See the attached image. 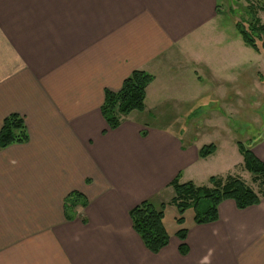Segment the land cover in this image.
<instances>
[{"label":"crops","instance_id":"crops-1","mask_svg":"<svg viewBox=\"0 0 264 264\" xmlns=\"http://www.w3.org/2000/svg\"><path fill=\"white\" fill-rule=\"evenodd\" d=\"M220 6L218 0H0V127L17 113L28 132L26 142L0 148V264H264L261 191L259 203L242 209L223 200L215 221L197 224L191 216L184 254L175 234L180 226L174 220L178 228L169 230L165 223L175 177L210 185V176L229 175L214 171L218 144L199 157L202 145L183 138L188 125L174 129L194 121L185 118L204 85L235 84L236 76L225 80L220 73L235 67L238 74L246 64L230 56L235 42L217 23ZM134 69L153 75L144 107L109 129L100 113L104 90H119ZM144 113L171 124L149 125ZM253 152L264 163V143ZM222 165L229 170L234 163ZM72 191L87 204L67 220L63 200ZM143 200L165 204L169 241L155 253L129 215Z\"/></svg>","mask_w":264,"mask_h":264},{"label":"trees","instance_id":"trees-1","mask_svg":"<svg viewBox=\"0 0 264 264\" xmlns=\"http://www.w3.org/2000/svg\"><path fill=\"white\" fill-rule=\"evenodd\" d=\"M247 10L251 15L248 28L243 24L235 23V28L240 34L245 45L259 52L256 40H261L264 47V24L257 15L258 11L264 13V0H245ZM153 80V75L134 69L122 81L117 91L104 90L103 101L100 105V113L109 129H115L120 124L122 115L129 114L133 110H142L144 107L146 86ZM28 139V132L21 115L10 113L0 127V148L11 144L24 143ZM237 149L242 156L244 168L252 175V180L257 182L264 193V163L256 156L251 147L242 141H236ZM213 143L204 144L198 150L199 157H206L215 150ZM210 185H195L192 181L180 182L175 177L170 186L173 190L171 202L174 204L177 215L174 220L180 226L175 234L180 240L179 251L186 253L185 237L186 227L185 212H192L195 223H207L215 221L218 217L217 207L225 199H232L237 208L242 209L259 203L260 196L252 190L240 177L231 174L222 177L210 176ZM87 199L81 193L72 191L63 200L64 216L72 220L76 216L77 206H86ZM165 204L154 205L149 200H143L129 211L132 227L139 235L144 246L151 252H158L167 245L169 235L164 224Z\"/></svg>","mask_w":264,"mask_h":264},{"label":"rangeland","instance_id":"rangeland-1","mask_svg":"<svg viewBox=\"0 0 264 264\" xmlns=\"http://www.w3.org/2000/svg\"><path fill=\"white\" fill-rule=\"evenodd\" d=\"M218 2L221 5L219 8L220 10L222 9V14L217 23L225 27L224 33L226 36L230 35V38L227 37L226 39L235 42L230 43L228 49L229 52L231 51L230 56L235 53L236 59L242 63L246 61V64L243 63L241 65L242 70L238 74L235 72V67L230 70L226 68L220 73L219 77L225 78V80L233 79L236 76L237 81H235V84L223 81L219 85L215 81L204 85L202 100L198 101L197 105L194 106L195 112L193 115L185 118L194 119V121L174 123L176 125L174 129L177 127V130H180L184 125H188V131L190 130L191 132H188L186 138L183 137L184 139L195 138L193 141L197 145L218 144L221 157L214 165V171L218 172V174L229 173L233 174V176H238L243 181L245 180L252 190L257 192L261 187L251 179L252 174L244 168L236 141L244 142L252 150L260 151L263 148L264 47L261 46V40L257 39L256 44L259 52H255L251 47L243 43L237 33L235 23L238 22L248 28V23L251 19L245 0H218ZM257 15L264 24V13L258 11ZM214 33L218 35L216 32ZM248 61L250 63L247 64ZM243 71L246 72L244 73ZM230 82L233 81L231 80ZM139 115L147 116L146 113ZM146 120H148L147 124L149 125L168 126L171 124L148 116ZM233 153H235V156ZM225 159H229V161L234 163V165L228 167L229 170L224 169L222 165ZM202 184H207V182ZM166 198H168L167 192ZM170 203L171 206L167 207L165 212V223L166 227L172 230L173 228H178L173 219L177 215V210L174 204ZM184 216L186 223L182 226H185L191 220L192 212L186 211Z\"/></svg>","mask_w":264,"mask_h":264}]
</instances>
